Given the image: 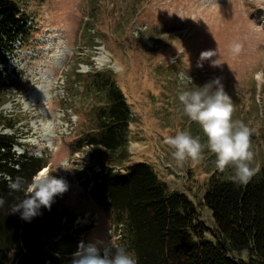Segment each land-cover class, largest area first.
Segmentation results:
<instances>
[{
	"label": "rangeland",
	"instance_id": "obj_1",
	"mask_svg": "<svg viewBox=\"0 0 264 264\" xmlns=\"http://www.w3.org/2000/svg\"><path fill=\"white\" fill-rule=\"evenodd\" d=\"M22 1L29 31L11 53L5 51L1 67L16 85L0 86V115L15 121L23 144L13 147L16 153L46 158V174L67 181L62 201L84 226L82 241L105 251L119 224L77 176L83 164L95 162L99 170L110 159L89 146L71 149L93 129L97 108L105 103L103 92L90 84L89 72L95 70L112 76L130 107L129 156L116 167L149 162L170 191L186 193L199 216L214 226L203 194L217 168L215 156L205 149L202 159L177 163L165 139L188 131L206 144L178 95L219 78L232 100V119L251 130L253 167L264 164V0ZM206 50L217 52L212 60L219 59V66L200 61ZM180 73L192 83L181 81ZM5 78L0 75V81ZM224 173L233 175L234 169Z\"/></svg>",
	"mask_w": 264,
	"mask_h": 264
},
{
	"label": "trees",
	"instance_id": "obj_2",
	"mask_svg": "<svg viewBox=\"0 0 264 264\" xmlns=\"http://www.w3.org/2000/svg\"><path fill=\"white\" fill-rule=\"evenodd\" d=\"M28 20L22 0H0V75H6L0 86L16 85L1 66L5 51L11 53L15 42L25 38ZM89 76L105 103L97 108L93 129L71 149L89 146L110 159L91 176L87 193L108 209L113 222L123 223L118 248L134 254L137 264H264V164L247 184L213 170L203 194L214 221L207 225L186 193L170 191L149 162L116 167L115 162L129 156L130 107L109 73L95 70ZM1 125L13 133L3 132ZM14 131L15 121L0 115V264H72L85 230L63 203V194L54 197L50 211L41 207L31 221L11 211L25 193L10 191L2 174L30 183L48 165L46 158L16 153L13 147L23 144ZM85 175L77 171L78 177Z\"/></svg>",
	"mask_w": 264,
	"mask_h": 264
},
{
	"label": "clouds",
	"instance_id": "obj_3",
	"mask_svg": "<svg viewBox=\"0 0 264 264\" xmlns=\"http://www.w3.org/2000/svg\"><path fill=\"white\" fill-rule=\"evenodd\" d=\"M233 50L238 52L239 45H235ZM214 56H217L214 50L202 51L200 61L210 60L212 66H219V59L212 60ZM197 67H203V64L198 62ZM179 76L181 81L192 83L185 73ZM178 100L184 114L202 128L206 144H202L199 137H193L188 131L167 137L165 143L173 150L171 154L177 163L189 159L200 160L207 149L215 156L216 167L220 172L231 167L234 169L231 179L239 184H247L259 170L253 167L255 154L251 150V130L242 121L232 119V100L224 92L220 79L215 78L201 87L181 91ZM2 175L8 180L10 191L25 193V198L11 208L13 213L19 212L25 221L40 215L41 207L50 211L54 197L64 194L69 187L66 180L51 174L37 173L30 183L23 177L18 176L13 180L7 174ZM3 204L4 200L0 199V207ZM72 264H137V259L124 248L102 251L94 243L85 244L81 241L73 254Z\"/></svg>",
	"mask_w": 264,
	"mask_h": 264
},
{
	"label": "bare ground",
	"instance_id": "obj_4",
	"mask_svg": "<svg viewBox=\"0 0 264 264\" xmlns=\"http://www.w3.org/2000/svg\"><path fill=\"white\" fill-rule=\"evenodd\" d=\"M44 170H40L39 173H45L46 174V171H45V168H43Z\"/></svg>",
	"mask_w": 264,
	"mask_h": 264
}]
</instances>
